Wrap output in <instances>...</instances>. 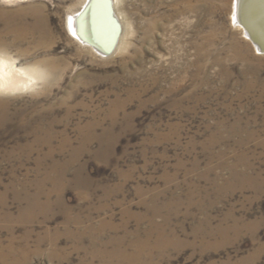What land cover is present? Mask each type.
I'll list each match as a JSON object with an SVG mask.
<instances>
[{"label": "rangeland", "instance_id": "374dc122", "mask_svg": "<svg viewBox=\"0 0 264 264\" xmlns=\"http://www.w3.org/2000/svg\"><path fill=\"white\" fill-rule=\"evenodd\" d=\"M86 1L0 0V57L37 79L0 93V264H264V54L236 0H119L106 57L67 27Z\"/></svg>", "mask_w": 264, "mask_h": 264}, {"label": "bare ground", "instance_id": "6f19581e", "mask_svg": "<svg viewBox=\"0 0 264 264\" xmlns=\"http://www.w3.org/2000/svg\"><path fill=\"white\" fill-rule=\"evenodd\" d=\"M109 2L113 11V18H115L118 24V29H117L118 36L115 47L112 51L114 52L115 50H117L118 47H122L121 44L123 45L125 35H123L124 31L121 26V21H120L121 17L118 16L116 11L117 6L119 5V0H109ZM198 2H201V0H198ZM246 4H247L246 0L235 1L233 14H232V24L234 28L239 30L242 36L254 46L256 51H258L260 54H264V50L263 51L260 50V47L254 44L253 37L255 38V33L250 29V27H248L247 22L245 21ZM185 6H188L187 10H191L193 7L188 2H185ZM108 20L109 19L106 10V0H87L80 12L71 15L68 18L67 27L69 29V32L71 33V36L77 42H79L85 47H88L85 44H83L82 41L85 40L88 41V39L90 40L91 38L94 41L95 29L96 30L99 29L101 30V32H103L102 34L105 35V37L102 36L101 40L102 41L105 40L107 42L106 38L109 33ZM36 27L39 29H43V31H45L46 28L45 20L41 19L37 23ZM22 38H23L22 35H18L17 37V39L19 40H21ZM90 49L93 50V48ZM233 49L235 50V52H237L239 48H237L236 45H234ZM93 51L96 52L95 50ZM36 80L37 79L35 72L18 68L13 62V60L0 57V93L1 94L32 91L35 87ZM157 229L159 230V232L157 233L158 237L154 248H159L163 250L165 247L170 245L171 241H169V239H167L166 237V234H164L163 227H157ZM151 232L152 230L146 233L147 235H150ZM170 237H172L171 234ZM149 249H151V247L149 246L148 242H144L140 244H135L133 246V253L131 255L117 253L115 254V256L118 258L119 264H132L137 262L140 258H142L144 253H146Z\"/></svg>", "mask_w": 264, "mask_h": 264}, {"label": "water", "instance_id": "95a60500", "mask_svg": "<svg viewBox=\"0 0 264 264\" xmlns=\"http://www.w3.org/2000/svg\"><path fill=\"white\" fill-rule=\"evenodd\" d=\"M246 10H245V21L248 27L255 33V38L253 37V42L256 46L260 47V50H264V0H246ZM106 10L109 22V33L107 36V42L102 41V36L105 37L101 30L95 29V39L91 38L88 41H82L86 46L93 48L99 55L106 57L113 51L116 40H117V29L118 24L113 18V11L109 0H106ZM98 40V41H97ZM263 49H262V48Z\"/></svg>", "mask_w": 264, "mask_h": 264}]
</instances>
